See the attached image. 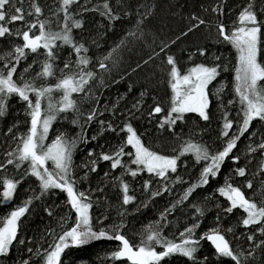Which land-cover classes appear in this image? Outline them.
Segmentation results:
<instances>
[{
    "label": "trees",
    "instance_id": "1",
    "mask_svg": "<svg viewBox=\"0 0 264 264\" xmlns=\"http://www.w3.org/2000/svg\"><path fill=\"white\" fill-rule=\"evenodd\" d=\"M37 2L43 9L40 19H51V30L58 31L57 18L52 15L58 6L56 0H37ZM99 2L101 0H92V4L88 7ZM216 3L217 0H124L121 4V0H116V4L120 5L119 20L109 22L96 12H87L83 14L84 27L73 29V37L85 42L89 49L87 55L92 58V64L88 67L97 73V78L89 83L84 93L73 94L83 114L79 117V123H72V120L77 118V114L60 113L59 118L51 126L45 144H50L60 134L70 139L83 135V142H78L72 151L73 176L79 190L91 196L94 229L111 228L123 222L125 226L122 233L134 245L138 244L145 227L158 221L160 214L183 195L189 184L197 182L204 167L205 162L197 163L194 154H185L178 161L177 172L169 173L170 182L180 176L185 183L172 184L170 192H165L152 199L148 207H139L138 211L140 202L148 200L143 190L144 182L150 180L152 190L162 186V182L159 177L146 171L135 178L124 176L123 179L130 183L131 189L135 190L136 200L122 206L120 188L114 186L112 182V177L119 176L122 169L112 170L110 161H98L97 172L89 171L84 165L101 151L108 152L125 140L127 133L119 131V127L128 122L126 117L129 116V110L138 100L141 101L142 106L130 117V122L146 146L164 155L176 154L174 150L178 151L182 144L189 140L206 145L210 152L221 150L227 139L221 136L222 117L225 111L229 114L228 118L234 121L229 135L231 136L236 131L238 126L236 122L241 119L240 105L238 102L229 103V101L238 100L234 91L238 54L236 49L219 35L216 26L222 22L226 30H233L238 15L248 0H224L223 14L212 11ZM145 5L151 6L148 15H144ZM16 6H22L26 10L25 19L27 21L34 19L27 15L29 0H23L22 5L20 0H17ZM78 7L79 5H73V12H76ZM193 15L204 19L206 24L189 31V27L196 23L191 19ZM138 23L139 29H137ZM8 26L12 29L23 28V22L17 21ZM131 31H137V37L127 35ZM94 39L96 44L92 43ZM121 40L127 41L126 46H121L118 53H114V57L117 58L115 65L108 62L110 71L103 72L98 67V59L111 52ZM22 43V39L15 36L0 38V54L9 51L12 44ZM58 50L59 56L55 63L56 76L45 81L35 79L36 84L54 85L61 75L59 69L64 67L65 62L69 59L72 61L77 59L74 54L69 55L72 52L69 46L58 45ZM201 50L205 53L204 55L200 54ZM43 52L44 49H40L39 53L29 54L27 60H22L14 79L19 80L23 77L24 80H33L41 70L40 61L44 59ZM168 56L175 58L182 74L198 64L208 66L219 64L224 69L209 88L211 100L208 109L209 120L204 121L198 114L187 113L184 119L177 121L174 126L159 127L160 121L169 110L173 95L169 76L171 66L167 64ZM216 57L220 59L216 60ZM260 62L264 63V52L261 54ZM2 66L0 62V67ZM101 78L103 83H101ZM261 83L264 84V82ZM219 89L223 91L218 93ZM60 95L58 92L54 93V99H59ZM157 103L164 111L150 116L149 113ZM7 104V114L0 118V163L6 161L5 153L15 148L16 142L13 137L27 132L30 126V117L26 114V102L13 95ZM113 105L117 106L115 114L105 111L104 115L99 116L98 119L112 121L114 126H117V132L104 131L101 135L99 134L101 125L98 120L87 123L86 116L94 108L102 110L104 106H107L111 109ZM13 124L17 127L9 133L8 129ZM92 137L96 139L93 140ZM262 140H264V123L254 120L248 132L240 138L236 149L233 150L232 155H239V162L233 163L231 158L226 160L216 178L210 179L207 186L198 188L188 200L177 207L167 217L168 223L162 229L163 235L169 239L178 240L179 233L194 221L200 223V227L196 230L197 237L214 227H220L222 230L231 228L233 231L226 233V238H231L233 247L243 251L245 255L248 252L255 253L254 256L248 258L246 264H264V247H255L261 240H264V235L257 231L260 225L243 226L241 221L246 218V213L240 208L234 209L231 213L225 212L224 209L230 206V202L217 191L225 184V181H229L233 186L241 187L245 196L250 197L258 205L264 201V171L261 170L264 150L247 151L249 144L256 147ZM90 151L94 152L91 157L89 156ZM125 151L133 150L128 146ZM131 159L132 157H124V161L129 164ZM27 167L28 164L25 163L20 169L7 165L0 170V178H14L22 181L18 184L13 201L6 206L0 204V216L7 215L34 194L40 195L39 181L34 176L23 175ZM48 167L50 169L53 167L51 161L48 162ZM131 167L136 168V165H131ZM240 167L246 169V175L243 177L235 172V169ZM105 172L111 173L107 179L104 177ZM85 173H87V178H85ZM248 181H251L252 188L246 187ZM97 188H102L103 191H97ZM2 190L0 186V192ZM129 194L132 192L130 191ZM193 205L203 209L204 215H198ZM46 210H51L52 215L49 216ZM124 210L126 214L122 217L119 212ZM64 217L68 219L62 228L60 220ZM75 219L76 214L67 203L66 193L58 189H50L39 200L33 201L29 212L22 218L17 240L23 239L25 243H14L11 254L7 259L0 258V264H19L20 261L29 259V257L31 258L30 264H43L41 257L35 255L34 252L28 253L27 249L47 248L53 243V235H46V233H51L55 229V233L59 234L63 229L71 228ZM249 235H254V240L249 241L247 239ZM118 246V241L100 240L88 246L72 248L65 252L62 264H130L126 259L113 261L107 258L111 252L117 250ZM156 250L161 251L162 249L157 246ZM197 256L201 259L208 257L206 264H234L228 258L217 259L214 247L207 240L201 242ZM162 264H192V262L184 257L173 256L166 258Z\"/></svg>",
    "mask_w": 264,
    "mask_h": 264
},
{
    "label": "snow or ice",
    "instance_id": "2",
    "mask_svg": "<svg viewBox=\"0 0 264 264\" xmlns=\"http://www.w3.org/2000/svg\"><path fill=\"white\" fill-rule=\"evenodd\" d=\"M16 2L17 0H0V38L15 36L23 41L22 44H12L9 51L0 54V62L3 64L0 67V118L7 114V101L16 95L21 101L26 102V114L30 117V126L27 132L13 137L16 142L15 148L5 153L7 159L0 163V170L7 165H13L20 169L27 163L28 167L24 170L23 175L34 176L39 181L41 191L40 195L34 194L7 215L0 216V258L7 259L9 257L14 243H25L23 239L17 240V237L20 234L22 218L29 212L33 201L39 200L50 189H58L66 193L67 203L75 212L76 219L71 228L63 229L59 234L55 233V229L51 233H46V235H53V243L47 248L27 249L28 253L34 252L35 255L41 257L43 264H62V257L67 250L88 246L100 240L118 241L117 250L111 252L107 258L113 261L126 259L130 264H162L166 258L173 256L187 258L192 264H206L208 257L205 256L201 259L197 256L201 242L204 240L211 242L217 259L228 258L234 264H246L248 258L254 256L255 253L248 252L245 255L243 251L233 247L231 238H226V233L233 231L231 228L222 230L220 227H214L197 237L196 230L200 227V223L194 221L179 233L178 240L164 236L162 229L168 223L167 217L177 207L188 200L198 188L207 186L210 179L219 175L226 160L231 158L233 163L239 162V155H232V153L240 138L248 132L252 122L259 120L264 123V84L261 83L264 82V63L260 62L261 54L264 52V39H262L264 37V32H262V28H264V0H259V2L248 0V3L239 13L233 30H226V26L222 22L216 26L219 35L223 37L224 41L231 44L238 54L234 87L238 100L229 101V103L238 102L241 115V119L236 122L238 125L236 131L230 136L229 133L233 129L234 121L228 118L229 114L225 111L222 117L221 136L227 139L224 141L221 150L210 152L206 145L194 143L191 140L182 144L178 151L174 150L176 153L174 155H164L152 150L145 145L130 122V117L142 106L141 101L138 100L129 110V116L126 117L128 122L119 127V131L127 133L125 140L108 152L101 151L95 155L94 159L89 160L84 165L89 171L97 172L99 169L98 161H110L112 170L122 169L119 176L112 177L114 186H118L122 193V206L136 200V192L131 189L130 183L123 179L124 176L135 178L146 171L159 177L162 186L154 190H152L150 180L144 182L143 190L147 194L148 200L140 202L138 211L139 207H148V203L152 199L163 195L165 192H170L172 184L185 183L180 176L171 182L169 178L170 172H177L178 161L182 156L192 153L197 163L205 162L197 182L189 184L183 195L160 214L158 221L145 227L140 242L135 245L122 233L125 226L123 222L113 225L111 228L100 230L93 228L91 196L79 190L72 167V151L78 142H83V135L70 139L64 134H60L50 144H45L51 126L59 118L60 113L72 112L77 114V118L73 119L72 123H79V117L83 114L80 112V106L77 100L73 98V94L84 93L89 83L97 78V73L88 67L92 64V58L87 55L89 49L85 42L73 37V29L84 27L83 14L87 12H96L109 22L119 20L118 9L120 5L116 4V0H101V2L93 4L92 7H88L89 4H92V0H83V3L81 0H56L58 6L52 15L57 18L56 23L59 30L52 31V20L49 18L40 19V16L43 15V9L37 0H29L27 15L34 17L31 21L25 19L26 10L22 6L17 7ZM123 2L124 0H121V4ZM20 3L22 5L23 0H20ZM223 4L224 0H217L212 11L223 14ZM73 5H79L76 12L72 10ZM144 7V15H148L151 6L145 5ZM191 19L195 20L196 23L189 27V31L206 24L204 19L195 15ZM17 21L23 22V28L12 29L8 26ZM137 29H139V23ZM127 35L137 37L138 33L131 31ZM92 43L96 44L97 42L94 39ZM126 43V40H121L111 52L99 58L97 61L99 69L105 73L109 72L108 62L115 65L117 58L114 57V53H118L120 47L126 46ZM58 45L69 46L72 49L69 55L74 54L77 59L75 61L69 59L65 62L64 67L59 69L61 75L54 85L36 84L35 79L45 81L56 76L55 63L59 56ZM40 49H44L42 53L44 59L40 61L41 70L33 80H24L23 77H20L19 80L14 79L20 62L27 60L29 54L39 53ZM200 54L204 55L205 53L201 50ZM215 59L219 60L220 58L216 57ZM167 64L171 66L169 76L173 95L169 110L160 121L159 127L164 128L166 125L172 127L177 121H182L187 113H196L204 121L209 120L208 109L211 100L208 86L216 80L224 69L219 64L211 66L198 64L182 74L173 56L167 57ZM101 83H103L102 78ZM220 91L223 89H219L218 93ZM57 92L61 95L59 99H54V93ZM116 107L113 105L111 109L107 106H104L102 110L92 109L86 116L87 123L98 120L101 125L99 133L101 135L104 131L117 132V126H114L112 121L98 119L99 116L104 115L105 111L115 114ZM163 111L164 109L157 103L149 115L159 114ZM15 127L17 125L13 124L8 132L11 133ZM81 128L83 130V125ZM92 139L94 140L96 137H92ZM128 146L133 151L126 152L125 148ZM258 149L264 150V140L256 147L251 144L247 146L248 152H256ZM93 155L94 152L90 151L89 156ZM125 156L132 157L130 164L124 161ZM49 161L53 166L51 169L48 167ZM131 165H136V168H132ZM261 170L264 171V162H262ZM235 172L241 177L246 175L244 167L235 169ZM110 176L111 173H104L106 179ZM85 178H87V173H85ZM20 182L22 181L14 178H0V186L3 188L0 192V204L6 206L13 201ZM246 187L252 188L251 181L246 183ZM96 190L103 191L102 188ZM130 191L132 194H129ZM217 191L230 202V206L224 209L225 212L231 213L236 208L242 209L246 213V218L241 221L243 226L260 225L257 231L264 235V201L258 205L250 197L245 196L241 187L233 186L229 181H225V184L219 187ZM193 207L198 215H204L203 209L196 205ZM46 211L49 216L52 215L51 210ZM125 214L126 210L119 212L122 217ZM67 219L64 217L60 220L62 228ZM217 220H219V216H217ZM254 238V235L247 237L249 241L254 240ZM157 246L162 250L157 251ZM255 247H264V240H261ZM30 259V257L24 259L19 264H30Z\"/></svg>",
    "mask_w": 264,
    "mask_h": 264
},
{
    "label": "rangeland",
    "instance_id": "3",
    "mask_svg": "<svg viewBox=\"0 0 264 264\" xmlns=\"http://www.w3.org/2000/svg\"><path fill=\"white\" fill-rule=\"evenodd\" d=\"M211 85V84H210ZM210 85L208 86V91H209V88H210ZM196 114V113H195ZM12 202V201H11Z\"/></svg>",
    "mask_w": 264,
    "mask_h": 264
},
{
    "label": "water",
    "instance_id": "4",
    "mask_svg": "<svg viewBox=\"0 0 264 264\" xmlns=\"http://www.w3.org/2000/svg\"><path fill=\"white\" fill-rule=\"evenodd\" d=\"M209 242V241H208ZM211 244V242H209Z\"/></svg>",
    "mask_w": 264,
    "mask_h": 264
}]
</instances>
